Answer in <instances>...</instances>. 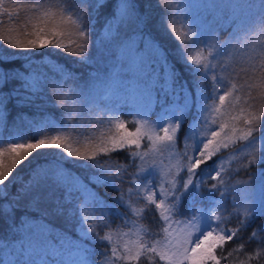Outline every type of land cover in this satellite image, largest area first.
<instances>
[{
    "label": "trees",
    "instance_id": "obj_1",
    "mask_svg": "<svg viewBox=\"0 0 264 264\" xmlns=\"http://www.w3.org/2000/svg\"><path fill=\"white\" fill-rule=\"evenodd\" d=\"M183 1L133 0L137 18L124 20L115 31L116 21L107 26L112 20L114 5L97 11L91 7L92 0H0L5 4V13L0 16V36L26 41L35 39V32L43 28V34L55 39L51 30H63L65 35L60 40L71 49L52 45L25 52L13 49L11 55L0 58V68L9 76L6 83H0V94L8 98L3 114L6 127L0 126V142L17 135L30 138L37 127L43 125L37 139L63 133L67 148L87 149L85 154L91 155L92 147L99 144L96 138L101 142V138L107 136L103 134L105 128L111 129L108 116L124 122L127 129L134 126L135 115L126 104L100 97L112 76L118 75L124 78V85L133 78L136 84L142 83L153 94L154 109L149 121H157L160 109L170 102L179 108H173V117L183 109L182 125L171 148L179 162L175 164L176 170L171 169L173 163L169 164L171 170L166 173L168 180L163 185L171 188L172 183L187 179L183 171L187 161L183 155L185 152L191 155L194 150V141L187 137L195 122H199V138H211V131H220L221 124H228L229 128L234 125L239 136L247 127L242 123L246 114L264 115L261 107L264 71L260 67L264 64V0H237L233 7L225 4L230 0H198L195 6L199 8L192 9ZM107 3L112 4V0ZM194 15L197 17H191ZM66 17L83 23L90 21L86 37H79V29ZM202 24L206 28H201ZM178 30L184 33L182 45L173 36ZM85 40L88 50L81 53L77 45ZM150 43L158 44L166 53L167 65L155 56ZM181 48L186 49L189 60L199 54L202 59L199 75L190 73L188 66L178 59ZM81 54L87 56L86 62L80 59ZM205 64L214 67L205 70ZM166 68H175L174 83L167 80ZM213 74L224 80L225 87L219 94L231 92L224 105H220L218 94L214 92ZM26 80L33 90H39H26ZM200 89L210 97L204 111L196 99ZM189 92L192 104L184 109ZM25 97L27 99L21 103ZM259 128L254 135L264 144V124ZM245 144L240 140L229 142L227 148H221L214 156L215 163L209 161L202 166L203 184L195 193V204L191 195L184 197L181 206L174 210L171 224H163L158 218L154 206L148 205L145 199L147 193L144 195L139 185L145 179L143 166L148 160L156 159L147 157L149 149L155 146L153 153L161 156L162 146L166 145L151 144L142 136L139 149L132 147L110 155L98 154L95 163L67 157L64 149L42 148L14 170V182L8 186L7 197L0 195V264H52L53 261L66 264L75 260L78 262L74 264H163L158 257L150 260L148 254L138 262L116 259L111 255V248L117 247L121 255L125 253V246L134 250L138 244L133 242L135 230L140 235L138 241L146 245L166 242L167 234L162 227H167L174 236L197 210L219 216L220 220L213 226L219 231L239 230L237 237L224 246L223 253L218 250L221 256L232 253L227 261L222 259L221 264H240L242 260L258 264L259 258L249 260V256L264 251V214L260 211L264 205V162L257 160L249 164L251 157L245 158L247 153H241ZM0 147H7V143ZM142 150H146L145 155L140 153ZM132 152L140 155L134 157ZM229 153L230 161H220ZM171 159L176 162L175 157ZM3 160L7 164L10 157L5 154ZM162 160L165 163L166 159ZM49 163H59L66 169L67 181L74 185L69 189L71 197L66 199L65 188L49 180L17 201L18 191L30 184L33 170ZM96 165H102L106 174L111 169L114 181H98L100 168ZM221 166L224 184L205 175L213 167ZM155 182L151 184L156 185ZM214 183L217 189L211 188ZM33 197L37 198L34 203ZM83 201L89 208L81 212ZM251 204L256 205L257 211L246 218L244 208ZM176 220L182 223L177 224ZM240 221L245 223L241 225ZM89 227L94 230L91 234H87ZM102 235L110 239L102 241L99 239ZM241 244L243 248L239 247Z\"/></svg>",
    "mask_w": 264,
    "mask_h": 264
},
{
    "label": "snow or ice",
    "instance_id": "obj_2",
    "mask_svg": "<svg viewBox=\"0 0 264 264\" xmlns=\"http://www.w3.org/2000/svg\"><path fill=\"white\" fill-rule=\"evenodd\" d=\"M109 5H111V7L114 5V10L112 11V20L108 22L107 26L110 27L112 22L116 21L115 31H118L119 23L124 20L137 18L133 0H112V4L107 3V0H92L91 7L99 11ZM65 19L70 20L71 23L79 29V37H86V29L89 27L90 21L89 23H83L80 20H71L70 17H66ZM171 31L174 32L175 29L173 28ZM43 33H45V29L40 28L37 32H35V39H28L26 41L5 39V37L0 36V45L3 46V48L0 49V58H6L11 55L13 49L25 52L29 49L45 48L52 45L56 48L71 50L68 45H65L60 40V37L65 35L63 30H51V35L55 37V39H49L48 36ZM71 43L72 41H69V44ZM149 45L155 56L162 59L164 64L167 65V55L162 49H160L158 44L150 43ZM77 47L80 49L81 53H86L88 50L87 40L77 45ZM137 52H140L138 45ZM185 53L186 49L181 48L178 52V59L188 66L190 73L193 75H199L200 66L202 64V59L199 58V54H197V56H192L189 60ZM217 54H222V52H217ZM80 59L86 62L88 58L86 55L81 54ZM4 62H7L6 59ZM209 67L214 66L208 64L204 65L205 70ZM260 67L261 70L264 71V64ZM165 71L167 80L174 83L176 79L175 68H166ZM205 74H207V71ZM8 80V73L4 69L0 68V83H6ZM212 80L215 82L214 92L218 94L220 105H224L226 98L231 95V92L224 91V94H219L225 87L223 77L218 78L217 75L213 74ZM43 83L44 82H42L40 86ZM57 84H59V82H57ZM261 86L264 87V80L261 81ZM24 87L26 90L31 89L33 92L39 90V88L33 90L30 82L27 80L24 82ZM196 87L199 89V85H196ZM209 98L210 97L205 95L202 89L197 92L196 99L201 102L202 111L207 110V101ZM7 99L8 98L4 95L0 94V126L4 127H6V117H4L3 114L7 109ZM26 99L27 97L20 100V102L23 103ZM252 99H255V97ZM261 99H264V95H262ZM191 104L192 94L189 92L186 96V102L183 108L188 109ZM261 107L262 111H264V104H262ZM216 110L219 111V108ZM182 111L183 109L180 114L175 115L173 119L169 121L167 127H162L161 130L164 135H157L155 132V128L160 127L163 123L162 121L150 123L147 119H142L137 121V123L141 125L140 127H137L135 131H129L125 127L124 122L117 120L115 125L118 129L117 134L109 137L108 142H102L94 145L92 147L91 155L85 154L87 149H85V151H80L67 148L63 142V133L60 135L51 137L45 136L37 139L36 135L42 131L44 127L43 125L37 127L36 132L30 138L17 135L15 138H11L8 141L0 142V144L7 143V147H0V189L3 190L0 191V195H3L5 198L7 197L8 186L10 183L14 182V170L17 169L18 166L27 162L33 153H36L42 148L64 149L67 157L89 160L94 163L98 154L110 155L132 147L139 149L141 147L142 136H147L148 140L154 139L156 142H160L165 144L167 147L172 148L175 146L174 142L177 139L178 129L182 125ZM68 115L69 118H72V111H69ZM233 119L238 120L239 117H233ZM242 123L247 127L246 130L240 131L239 136L236 135L237 129L234 125L229 128L228 124H221L219 126L220 131H211V138H199V122H195L192 126L191 134L187 137V139L194 141V150L191 155L187 152L183 155V159L187 161V166L183 169V171L187 173V179L180 180L178 183H172L171 188L161 184L158 190H152L156 188L154 183L151 185H145V188L148 189L145 199L148 205L154 206V209L158 213V218L163 222V224L173 223V217L175 215L174 210H176L178 206H181V202L184 197L191 195L192 203L195 204V193H198V189L203 184V178L200 176L202 166L206 165L209 161L215 163L213 159L214 156L219 153L221 148H227L229 142H235L236 140L246 142L245 147H247L249 151L247 152L245 158L249 156L251 157V159L248 160L249 164L256 163L257 160H259V163L264 162V144L259 142V137L257 135H254L255 132L260 130L259 126L264 124V115L257 116L246 114ZM213 124H215V121H213ZM142 127L144 128L143 133L141 131ZM225 129H228V131H224ZM221 132H223V135H221ZM5 154L10 157L7 164L3 160ZM131 155L135 157L139 156L140 153L132 152ZM96 166L100 168V175L97 176L98 181H103L105 183L114 181L115 177L110 175L111 169H108L107 173L109 174H106L102 165ZM223 171L222 166L219 169L213 167L211 171L207 172L205 175L211 180H219L221 184H224L222 176ZM68 177L69 174L66 169H64L59 163L39 165L33 170V177L30 184L18 191L17 201L27 195L30 190L39 188L42 184L48 182L49 180L65 188L67 192V199L72 195L69 189L74 187V185L68 183ZM211 188L217 189L218 185L214 183L211 185ZM129 191L131 192V189H129ZM36 199V197H33L32 202L34 203ZM88 208L89 204L83 201L81 205V212L87 211ZM256 211L257 209L255 204L246 206L244 208L245 217L247 218L249 216H253ZM260 211L261 214H264V205H261ZM205 219L207 220V226H205L204 223ZM219 220L220 217L217 215L209 217L205 212L197 210L196 214H194L191 219L187 221L184 227L179 229L175 236H172V233L169 232L167 227H162V231L167 234L164 237V241L166 242L161 243L158 241L156 244L151 245H146L145 243L140 242L136 245L134 250L125 246V253L123 255L118 252L117 247L113 246L111 248V255L116 259L126 262H138L143 255L148 254L150 260L153 257H158L159 261L163 262V264H221V260L223 259L224 261H227L228 257H230L232 253L227 252L226 255L221 256L218 255V250L220 253H223L224 246L237 237V232L239 230L222 229L214 234L215 228L212 227V223L213 221ZM175 223L180 224L182 222L176 220ZM244 223L245 221H240L241 225ZM218 227L219 223L216 224V228ZM93 231L94 230L89 227L87 229V234H91ZM252 235L255 236L256 233L253 232ZM50 237L52 238V241L56 243V240L52 237L51 233ZM99 239L104 241L109 240L110 238L102 235L99 236ZM239 247L243 248L244 245L241 244ZM252 259H258V264H261V262H264V251L256 252L254 256H249V260ZM52 264H55V262L53 261ZM240 264H248V261L242 260L240 261Z\"/></svg>",
    "mask_w": 264,
    "mask_h": 264
},
{
    "label": "rangeland",
    "instance_id": "obj_3",
    "mask_svg": "<svg viewBox=\"0 0 264 264\" xmlns=\"http://www.w3.org/2000/svg\"><path fill=\"white\" fill-rule=\"evenodd\" d=\"M196 1L198 0H184L183 1V4L189 6L191 9L192 8H199L196 5ZM237 2V0H230L229 2H226L225 1V4L226 5H229L231 7H233V5ZM205 4H207L205 1H204ZM4 5L3 3H0V16L5 13L3 11V8H4ZM191 17H197V15H194V16H191ZM192 23V22H191ZM201 28H206V25L205 24H202L200 25ZM191 36H192V33L190 32ZM202 34V32H201ZM173 36L179 41L181 42V45L183 44V41H184V33H182L181 31L178 30V33L175 32V34H173ZM179 38V39H178ZM194 54H197L194 52ZM193 56H197V55H193ZM131 67H132V64H130ZM125 68L123 67L122 70H124ZM112 80L108 82V85L106 87H104V90L102 91V93L100 94V97L102 98H108V99H112V100H115V103H122V104H126V106L128 107V109L135 115V119L136 120H133V123H134V126L130 129L128 128L129 131H135V129L137 127H140L141 125H139L137 123V121H140L142 119H147L148 121L151 119L150 117V112L153 111L154 109V100H155V97L153 96V94L149 91V89L143 85L142 83H138L136 84L134 82V79H129L130 82L129 84H125L124 85V78H120L118 75H115V76H112L111 78ZM147 81H152V79H147ZM215 84V82H214ZM158 102H161L159 101L158 99ZM180 106V105H179ZM177 107L178 108V105L176 103H173V102H170L168 105L166 106H163L161 109H160V112L158 114V116H156V120L155 122H160L162 121V125L160 127H157L155 128V132L157 135H164L163 131L161 130L162 127H167L168 126V123L170 120H172L173 118V108ZM109 119H110V123H108V125L111 126V129H109V126L107 128H105V131L103 134L107 135L106 138H101V142L99 140V137L96 138L97 142L100 144L102 142H108V138L109 137H112V136H115L118 132V129L116 128V121L118 119L116 118H113V117H110L108 116ZM105 122V120H103ZM150 123H154L153 121H149ZM105 124H107L105 122ZM141 131L143 133L144 131V128L142 127L141 128ZM145 138V136H143ZM146 139H147V136H146ZM151 144H161V145H165V144H162L160 142H156L154 139L153 140H148ZM163 149H164V153L160 156H156L154 153H153V150L156 149L155 146L152 147V149H149V154L147 155V157H152V158H156V159H153L155 161H152V160H148L146 162V164L143 166V169H142V175L145 176V179H144V182L140 181V187H141V191L143 192V194L145 195L148 191V189L145 188V185H151V183L153 182V180H155L156 182V188L154 190H158L160 185L165 183L168 179L165 177L166 173L168 172V170H176L177 168H175V164H177L179 162V158L178 156L176 155V153H174L171 148L167 147V146H162ZM202 147V146H201ZM169 150H171V152H169ZM240 150V149H239ZM243 150V151H242ZM242 154H245L249 151V149L247 147H243L242 148ZM239 152V153H240ZM142 155H145L146 154V150H142L140 152ZM231 153H229L228 155H224L220 158V161H230L231 160V156L230 155ZM149 157V158H150ZM175 157L176 159V162L175 160H172L171 159ZM151 159V158H150ZM162 159H166L165 163L163 162ZM170 163H173L174 166L169 169V164ZM141 174V173H140ZM169 188V187H168ZM209 217L213 216L211 214H207ZM205 223V226H207V220L205 219L204 221ZM214 223L215 221H213L212 223V227L214 226ZM211 230V229H209ZM219 232V230L215 229V232ZM134 234L133 235V242H137L138 244L140 242H142V240L138 241L139 240V237L140 235L138 234V230H135L133 232ZM131 235V236H132ZM175 236V235H174ZM124 238V236H122ZM130 238V236H129ZM75 262H78V261H71L70 263L69 262H66V264H74Z\"/></svg>",
    "mask_w": 264,
    "mask_h": 264
}]
</instances>
